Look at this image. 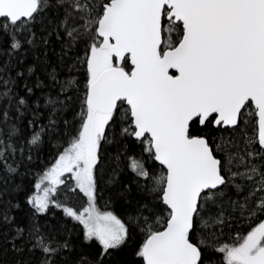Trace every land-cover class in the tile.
I'll list each match as a JSON object with an SVG mask.
<instances>
[{"label":"trees","instance_id":"1","mask_svg":"<svg viewBox=\"0 0 264 264\" xmlns=\"http://www.w3.org/2000/svg\"><path fill=\"white\" fill-rule=\"evenodd\" d=\"M38 1L30 19H0V264H143L144 240L169 215L161 203L165 171L149 144L146 151L143 140L133 139L123 102L100 126L93 167L96 203L123 222V244L103 250L87 240L71 212L82 211L88 198L70 174L47 180L91 116L87 87L93 58L104 52L96 28L110 0ZM181 36V23L163 19L162 49ZM121 67L129 70L127 59ZM213 121L195 119L188 135L206 139L224 182L202 194L188 240L200 251L198 264H231L223 248L264 224V151L251 103L234 128ZM41 190L48 202L43 211L34 203Z\"/></svg>","mask_w":264,"mask_h":264},{"label":"water","instance_id":"2","mask_svg":"<svg viewBox=\"0 0 264 264\" xmlns=\"http://www.w3.org/2000/svg\"><path fill=\"white\" fill-rule=\"evenodd\" d=\"M38 0H0V19H30ZM180 22L182 36L162 46L163 9ZM100 49L114 57L87 88L86 106L112 114L129 109L133 139H150L154 161L165 171L161 203L169 216L141 249L143 264H198L188 240L201 195L224 178L204 137H189L195 119L203 125L236 127L250 102L256 140L264 151V0H111L97 23ZM127 58L129 72L120 68Z\"/></svg>","mask_w":264,"mask_h":264},{"label":"rangeland","instance_id":"3","mask_svg":"<svg viewBox=\"0 0 264 264\" xmlns=\"http://www.w3.org/2000/svg\"><path fill=\"white\" fill-rule=\"evenodd\" d=\"M104 54L105 52H101L93 58L95 61L92 77L101 70L102 66L109 63L108 59L102 60L106 59ZM99 119L103 121L105 117L98 115L94 120L92 116L88 117L77 143L58 158L47 180L54 181L59 175L65 174H70L74 178L76 187L88 198V202L82 211L77 214L71 212V215L81 223L87 240H95L101 244L103 250H107L123 244L126 228L110 210L96 203L93 167L97 152V134L103 123H99ZM143 144L148 151L150 141L143 139ZM50 189L52 190L53 186ZM46 194L41 190L34 198L39 211L47 207ZM223 253L225 260L231 264H264V224L254 228L238 245L223 248Z\"/></svg>","mask_w":264,"mask_h":264},{"label":"flooded vegetation","instance_id":"4","mask_svg":"<svg viewBox=\"0 0 264 264\" xmlns=\"http://www.w3.org/2000/svg\"><path fill=\"white\" fill-rule=\"evenodd\" d=\"M168 8H167V6H165L164 7V9H163V19H166V15H167V13H168ZM170 21H172V20H170ZM103 69H105V68H103ZM97 117V116H96ZM99 123H101V120L100 121H98Z\"/></svg>","mask_w":264,"mask_h":264}]
</instances>
